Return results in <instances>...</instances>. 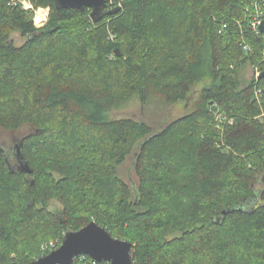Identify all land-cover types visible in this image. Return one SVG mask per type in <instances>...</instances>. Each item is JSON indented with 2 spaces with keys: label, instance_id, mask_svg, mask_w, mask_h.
I'll return each mask as SVG.
<instances>
[{
  "label": "trees",
  "instance_id": "16d2710c",
  "mask_svg": "<svg viewBox=\"0 0 264 264\" xmlns=\"http://www.w3.org/2000/svg\"><path fill=\"white\" fill-rule=\"evenodd\" d=\"M33 1L51 7L46 26L0 0V128L29 127L15 142L32 168L0 145V264H31L91 221L132 242L134 264H264V77L241 76L264 70V34L247 24L257 0H122L97 22ZM206 81L157 130L111 114L188 101ZM131 155L136 188L120 174Z\"/></svg>",
  "mask_w": 264,
  "mask_h": 264
},
{
  "label": "water",
  "instance_id": "95a60500",
  "mask_svg": "<svg viewBox=\"0 0 264 264\" xmlns=\"http://www.w3.org/2000/svg\"><path fill=\"white\" fill-rule=\"evenodd\" d=\"M55 4L58 8H92L91 16L95 22L105 15L117 14L120 11V7L105 10L106 0H55ZM260 29L264 32V21ZM116 53L121 55L119 49H116ZM261 77H264V72ZM0 149L3 148L0 146ZM14 149L18 169L30 173L32 168L24 160L22 144L16 143ZM9 165L11 166L10 163ZM231 209H225L223 214ZM132 248V242L113 236L105 227L91 221L79 230L66 232L62 244L57 249L35 259L31 264H73L75 257L79 255H89L96 261H107L111 264H134Z\"/></svg>",
  "mask_w": 264,
  "mask_h": 264
},
{
  "label": "rangeland",
  "instance_id": "374dc122",
  "mask_svg": "<svg viewBox=\"0 0 264 264\" xmlns=\"http://www.w3.org/2000/svg\"><path fill=\"white\" fill-rule=\"evenodd\" d=\"M33 1V0H32ZM34 2V1H33ZM253 1L250 2V5L248 6L250 9H248V17H247V24H249L248 20H250L251 17H253V12L256 9L254 4H252ZM19 3V1H18ZM255 3V2H254ZM21 6H23L21 3H19ZM34 4V3H33ZM36 7L37 5L34 4ZM49 5L42 6V7H48ZM41 7V6H37ZM50 7V6H49ZM24 8V7H23ZM25 9V8H24ZM28 10L29 12L32 13V20L34 17V11L30 9H25ZM34 23V21H33ZM48 23H44L41 26L36 27H43L46 26ZM244 27L248 28V25H244ZM223 28V27H222ZM224 28H226L224 26ZM252 29V28H251ZM253 30V29H252ZM258 35H261V33H258L255 31ZM264 37V36H263ZM11 38L14 40L15 44L17 46L23 45L27 37L23 36L19 31H15L14 33L11 34ZM245 48L248 49L249 46L245 45ZM259 66L253 65L251 63L246 64L242 69H241V76L244 82H250L253 78L257 79L259 76L257 75L258 70H261L258 68ZM264 72V70H261ZM259 71V72H261ZM258 76V77H257ZM209 81L199 83L193 88V91L190 95V100L188 101H179L173 104H166L164 103L161 99H156L152 103H144L142 102L139 98H135L132 100L127 106L124 108L118 109L113 111L111 114L113 117H131L136 120H143L151 124L156 130L161 128V126L173 119L179 118L187 113L190 112L192 108V104L194 101V98L199 94L201 89L208 84ZM259 94V92H258ZM261 96L259 95L258 98ZM220 129H222L221 125H218ZM29 131V127L26 126L24 129H22L21 133H11L9 131H6L4 129L0 128V145L4 147H13L15 145V137L19 138V136L23 135L24 133ZM133 155H131L126 162L120 167V174L121 176L127 180L130 184H132V187H135L138 185V177L137 174L133 168ZM134 188V189H135ZM50 209L61 213L63 207L61 203L57 200H52L50 203ZM50 245H46L44 248L50 249L51 251L56 249L52 248L54 245L58 246V244H62L59 238H55L54 240H51ZM60 244V245H61ZM59 245V246H60ZM58 246V247H59ZM50 251V252H51ZM48 254V253H47Z\"/></svg>",
  "mask_w": 264,
  "mask_h": 264
},
{
  "label": "built area",
  "instance_id": "2783aa9c",
  "mask_svg": "<svg viewBox=\"0 0 264 264\" xmlns=\"http://www.w3.org/2000/svg\"><path fill=\"white\" fill-rule=\"evenodd\" d=\"M19 3L23 5L25 9H30L34 11V17L38 24L48 23L50 18L51 7H35L31 0H18ZM18 3V2H15ZM256 9L253 12V17L250 18L249 24L256 27L262 17H264V0H257L254 3ZM259 71V70H258ZM260 73V72H259Z\"/></svg>",
  "mask_w": 264,
  "mask_h": 264
},
{
  "label": "bare ground",
  "instance_id": "6f19581e",
  "mask_svg": "<svg viewBox=\"0 0 264 264\" xmlns=\"http://www.w3.org/2000/svg\"><path fill=\"white\" fill-rule=\"evenodd\" d=\"M14 2H18V0H14ZM31 2H32V0H31ZM33 3V2H32ZM121 3H122V0L119 2V4H117V5H114L113 7H110V8H108L109 10H111V9H114V8H117V7H120L121 6ZM108 1L106 0V7H105V10H106V8H107V6H108ZM21 6V5H20ZM23 7V6H22ZM37 7V6H36ZM42 7V6H41ZM49 7V6H48ZM90 9H92V8H90ZM120 10H121V8H120ZM28 11V10H27ZM92 17V16H91ZM33 21H34V24L35 25H37V26H41V24H38L37 23V21H36V18L35 17H33ZM264 21V17H262L261 18V20L259 21V23L257 24V26L256 27H253L251 24H250V28H252L254 31H257L258 33H262V34H264V32L260 29V25L262 24V22ZM46 23V22H45ZM43 25V24H42ZM260 71V70H259ZM259 71L257 72V75L261 78V75H262V73L260 72L259 73ZM257 76V77H258ZM58 248V247H57ZM56 248V249H57ZM55 250V249H54ZM53 251V250H52ZM50 253V252H49ZM48 253V254H49ZM47 255V254H46ZM45 256V255H44ZM42 257V256H41ZM34 261V260H33ZM110 263V262H109ZM111 264V263H110Z\"/></svg>",
  "mask_w": 264,
  "mask_h": 264
}]
</instances>
